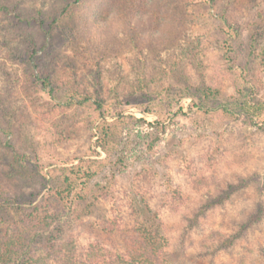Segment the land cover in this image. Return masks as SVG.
I'll list each match as a JSON object with an SVG mask.
<instances>
[{
  "label": "rangeland",
  "instance_id": "obj_1",
  "mask_svg": "<svg viewBox=\"0 0 264 264\" xmlns=\"http://www.w3.org/2000/svg\"><path fill=\"white\" fill-rule=\"evenodd\" d=\"M111 2L0 0V169L11 171L15 163V154L5 146L11 140L35 160L25 175H37L30 190L44 194L67 162L89 154L106 157L94 145L100 103L108 120L116 112L127 116L119 125L127 138L123 147L128 155L142 157H129L130 165L114 188L125 190L133 173L139 174L136 184L145 188L168 228L175 264H264V129L242 115L221 112V105L236 106L237 84H244V75L264 101V67L249 53V22L264 13V0H254L249 12L245 0L203 6L175 0L173 9L184 20L175 41L163 45L144 39L146 44L138 47L130 40L131 30L106 24L108 11L116 8ZM61 11L64 15L54 22L52 14ZM224 12L241 21L233 56L237 67H247L243 75L239 68L232 71L222 56ZM94 18L101 26L91 24ZM29 33L43 45V61L56 66L52 90L33 83L19 62ZM115 35L120 40L106 46ZM101 44L105 46L99 48ZM192 45H206V54L191 61L180 53ZM174 62L179 66L169 78L159 68ZM182 72L188 74L190 89L185 92L190 96L167 113L156 97L157 76L179 88L187 80ZM202 84L214 94L200 107L195 89ZM119 167L125 169L119 164L115 169ZM16 178L24 183L21 175ZM36 198L35 203L42 196ZM115 202L106 198L99 209L105 213ZM256 213L261 216L255 221ZM230 235L236 237L233 243L220 246Z\"/></svg>",
  "mask_w": 264,
  "mask_h": 264
},
{
  "label": "trees",
  "instance_id": "obj_2",
  "mask_svg": "<svg viewBox=\"0 0 264 264\" xmlns=\"http://www.w3.org/2000/svg\"><path fill=\"white\" fill-rule=\"evenodd\" d=\"M245 1H248V12L253 10L254 0ZM111 3L116 8L108 11L110 13L109 17L106 15V24H121L131 30L134 34L130 40L137 47L146 44L144 39H156V43L163 45L170 44L177 38L176 31L184 21H180L182 12L176 13L173 9L175 0H112ZM192 3L202 6L216 5L219 0H192ZM64 12L52 14L53 21H57ZM222 19V29L226 33L221 38L224 47L222 56L232 71L239 68L243 75L242 71L247 72V67H242L243 70L240 66L237 67L233 56V41L239 38L240 18L232 12H224ZM253 20L249 22V53L253 58L259 59L264 67V25L259 24L264 21V13L255 14ZM91 24L101 26L97 18L91 20ZM100 37L102 35L96 34V38ZM119 38L115 35L111 40L113 42L105 45L110 47ZM25 41V50L18 55L19 62L26 66L24 74L33 78V83L52 90V76L56 66L52 63L49 66L48 62L43 61L39 53L43 45L40 46L34 34L29 33ZM102 45L105 46L101 44L99 48ZM206 49V45H192L189 52L181 49L183 52L180 53L190 55L191 61H194L203 57ZM196 63L199 65L198 61ZM177 66L178 63L174 62L159 69L171 78ZM182 75L184 79L188 78L186 72H182ZM244 77V84H237L236 106L221 105V112L229 116L242 115L250 125L264 129V101L253 90L248 76ZM167 79L157 76L160 84L156 81V97L159 96L162 109L169 113L176 101L187 96L185 91L190 88L189 79L179 88L166 83ZM195 93L201 100L196 104L200 107L203 100L214 94L213 88L206 84L197 87ZM101 107L98 103L100 121L95 127L94 145L97 149L101 148L106 157L89 154L77 163L76 159L70 164L67 162L58 182L47 186L44 194L30 190L31 180L33 177L36 180L37 175H25L31 168L30 163L35 160L29 154L19 152L13 141L8 140L5 143L16 157L15 163L9 166L11 171L0 169V175L3 176H0V264L176 263L170 251L166 224L159 212L148 202L145 188L136 184L139 174L133 173L131 185L125 190L121 186L117 190L114 188L117 177L125 174L130 165L129 157H134V160L142 157L140 154L128 155L123 147L127 144V138L119 125L126 121L127 116L116 112L112 114L115 117L108 120L104 117L105 112L100 110ZM142 111L162 114V111L150 109ZM35 158L36 161L39 160V157ZM118 164L125 169L119 167L116 170ZM20 175L24 180L22 184L16 178ZM47 177L50 176H44V179L50 183L51 179L48 180ZM37 196L42 198L35 203ZM109 197L117 200L114 203L115 208L103 213L99 206ZM260 216L259 213L253 214V219L256 221ZM233 237L235 236L230 235L223 240H226L224 243H218L220 246L230 245Z\"/></svg>",
  "mask_w": 264,
  "mask_h": 264
}]
</instances>
